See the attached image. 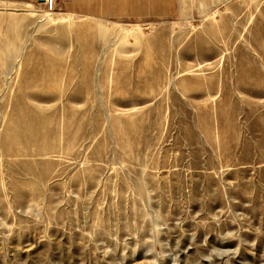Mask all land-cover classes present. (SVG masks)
Masks as SVG:
<instances>
[{
  "label": "rangeland",
  "instance_id": "374dc122",
  "mask_svg": "<svg viewBox=\"0 0 264 264\" xmlns=\"http://www.w3.org/2000/svg\"><path fill=\"white\" fill-rule=\"evenodd\" d=\"M41 1L0 0V264H264V0Z\"/></svg>",
  "mask_w": 264,
  "mask_h": 264
},
{
  "label": "crops",
  "instance_id": "0c3cea01",
  "mask_svg": "<svg viewBox=\"0 0 264 264\" xmlns=\"http://www.w3.org/2000/svg\"><path fill=\"white\" fill-rule=\"evenodd\" d=\"M37 2L41 0H19ZM59 5L71 13L81 9L80 1L86 2L84 14L99 18H119L122 20H141L163 16L175 7L176 0H57Z\"/></svg>",
  "mask_w": 264,
  "mask_h": 264
},
{
  "label": "built area",
  "instance_id": "2783aa9c",
  "mask_svg": "<svg viewBox=\"0 0 264 264\" xmlns=\"http://www.w3.org/2000/svg\"><path fill=\"white\" fill-rule=\"evenodd\" d=\"M41 2V4L48 11H54L56 8V0H42Z\"/></svg>",
  "mask_w": 264,
  "mask_h": 264
}]
</instances>
